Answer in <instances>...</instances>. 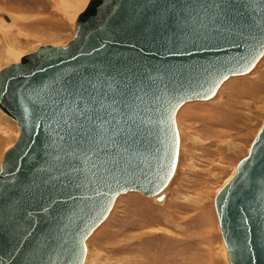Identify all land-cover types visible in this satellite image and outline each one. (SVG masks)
I'll use <instances>...</instances> for the list:
<instances>
[{"label": "water", "instance_id": "water-1", "mask_svg": "<svg viewBox=\"0 0 264 264\" xmlns=\"http://www.w3.org/2000/svg\"><path fill=\"white\" fill-rule=\"evenodd\" d=\"M264 54V0H87L63 44L0 67V264H82L115 198L161 202L175 113ZM212 205L228 264H264V116Z\"/></svg>", "mask_w": 264, "mask_h": 264}, {"label": "rangeland", "instance_id": "rangeland-1", "mask_svg": "<svg viewBox=\"0 0 264 264\" xmlns=\"http://www.w3.org/2000/svg\"><path fill=\"white\" fill-rule=\"evenodd\" d=\"M87 0H0V67L40 44H63ZM264 116V54L206 100L175 113L177 163L161 202L117 196L86 238L84 264H228L212 199L248 150ZM17 136L0 112V159Z\"/></svg>", "mask_w": 264, "mask_h": 264}, {"label": "bare ground", "instance_id": "bare-ground-1", "mask_svg": "<svg viewBox=\"0 0 264 264\" xmlns=\"http://www.w3.org/2000/svg\"><path fill=\"white\" fill-rule=\"evenodd\" d=\"M254 67V66H253ZM238 76H241V75H238ZM233 77V76H232ZM230 77H228L227 78V80L229 79ZM1 112V111H0ZM2 113V112H1ZM5 115V114H4ZM6 116V115H5ZM175 124H176V121H175ZM176 128H177V126H176ZM177 133H178V131H177ZM178 141H179V133H178ZM178 147H179V142H178ZM177 155H178V151H177ZM176 163H177V161H176ZM172 178V177H171ZM167 186V185H166ZM165 186V187H166ZM87 250V249H86ZM87 253V252H86ZM86 253H85V257H84V261H83V263L82 264H84L85 263V260H86Z\"/></svg>", "mask_w": 264, "mask_h": 264}]
</instances>
